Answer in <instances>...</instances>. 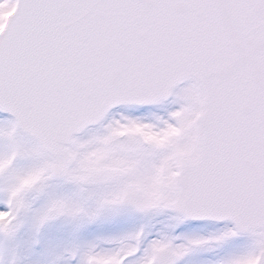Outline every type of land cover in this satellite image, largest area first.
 <instances>
[{"label": "snow or ice", "instance_id": "6c2138e0", "mask_svg": "<svg viewBox=\"0 0 264 264\" xmlns=\"http://www.w3.org/2000/svg\"><path fill=\"white\" fill-rule=\"evenodd\" d=\"M0 264H264V0H0Z\"/></svg>", "mask_w": 264, "mask_h": 264}]
</instances>
